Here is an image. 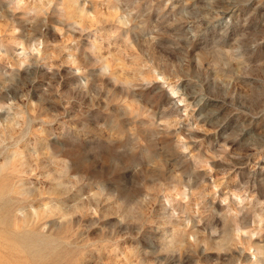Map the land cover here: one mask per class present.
<instances>
[{
    "label": "rangeland",
    "instance_id": "1",
    "mask_svg": "<svg viewBox=\"0 0 264 264\" xmlns=\"http://www.w3.org/2000/svg\"><path fill=\"white\" fill-rule=\"evenodd\" d=\"M0 264H264V0H0Z\"/></svg>",
    "mask_w": 264,
    "mask_h": 264
}]
</instances>
